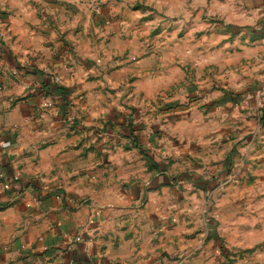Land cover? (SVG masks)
<instances>
[{
	"label": "crops",
	"instance_id": "crops-1",
	"mask_svg": "<svg viewBox=\"0 0 264 264\" xmlns=\"http://www.w3.org/2000/svg\"><path fill=\"white\" fill-rule=\"evenodd\" d=\"M86 1L0 0V174L40 179L46 185L37 182L35 192L18 185L6 191L0 181V205L9 204L0 210V264H209L203 261H214L220 253L206 252L202 234L193 235L183 225L187 233H176V227L166 233L172 235L156 239L154 228L165 227L135 219L131 207L140 189H130L126 182L153 179L151 202L181 216L187 208L171 204L169 188L176 193L181 182H188L186 177L191 182L201 179L200 154L188 160L185 155L214 147L198 145L185 133L213 126L218 141L236 128H257L260 111L238 110L245 97L254 101L256 93L239 102L234 90L243 85L232 82L230 90L211 92L212 98L222 97L229 105L227 120L201 124L189 118L187 112L196 111L201 95H194L185 73L195 56L188 57L183 44L174 46L176 31L162 33L168 40L164 45L140 42L138 30L125 23V16H136L125 13L136 0H97L98 14ZM250 1L264 7V0ZM263 42L254 48L264 54ZM254 52L244 45L241 55ZM42 84L67 93L65 114L59 95L40 93ZM161 95L162 103L148 105ZM44 98L53 102L52 108H42ZM120 100L132 101L140 110L122 111ZM214 105L204 104L202 110L211 113ZM141 110L151 114L139 119ZM109 128L106 139L103 131ZM123 145L130 150L124 152ZM162 154L171 158L165 161ZM58 164L63 170L53 173ZM148 168L153 172L146 173ZM176 174L173 178H181L178 188L171 182ZM75 237L81 241L74 242ZM211 241L221 249L218 240ZM197 246L201 250L183 263L186 251Z\"/></svg>",
	"mask_w": 264,
	"mask_h": 264
},
{
	"label": "rangeland",
	"instance_id": "rangeland-1",
	"mask_svg": "<svg viewBox=\"0 0 264 264\" xmlns=\"http://www.w3.org/2000/svg\"><path fill=\"white\" fill-rule=\"evenodd\" d=\"M28 3L34 2L30 0ZM125 13L136 15L135 18L125 16L127 18L125 23H132L129 27L133 32L138 30L142 38L139 39L140 42L164 45L168 40L164 39L162 33L176 31L174 46L183 44L186 46V55L195 56L192 63L185 65L187 68L185 73L186 79L191 82L190 87L193 88L194 95H201V101H198L200 106L196 111L187 112L189 118L193 120L197 118L201 124L207 121L217 123L222 118L227 120L229 116L226 115V111L229 105L222 97L218 100L212 98L211 92L230 90L227 85L232 82H241L243 85L240 89L234 90L238 91L236 96L239 102L247 93L255 92L256 96L258 94L254 101L253 98L245 97V102L238 104V110L252 108L254 111H260L256 119L257 128L245 131L236 128L232 133L221 135L218 141L213 139L219 133L218 130H213V126L203 130L197 129L196 124V131L188 130L185 133L188 139L194 140L198 145L204 142L214 147L210 150L200 148L198 152L193 150L185 155L188 160L199 159L197 153L200 154V166L197 165L202 169L199 171L202 176L200 180L195 179L191 182L190 178L186 177L188 182L183 181L179 184L181 178H173L178 174L171 176V182L177 188L179 184V188L176 193L169 188L167 198L171 199L174 207L186 206L187 209L183 210L185 212L182 211L181 216L175 217L173 210L168 213L169 208L164 209L160 207L161 203L151 202L149 195L152 191L156 192L152 189L156 188L153 186V179L147 182L136 180L126 182L130 185L128 188L135 186L137 190L140 189L138 201L131 207L136 214L135 219L154 221L165 227L154 228L159 232L156 239L172 235L166 233L173 232L176 227V233H184L186 228L183 229V225L187 226L193 235L202 234V237H206L204 240L206 252L220 253L219 258L213 256L214 261L207 260L203 263L264 264V54L261 49L254 48L256 43L264 41V7L256 8L250 0H136L135 3L127 5ZM123 27L128 26L121 24V28ZM244 45L253 48L255 52L243 57L241 54ZM193 63L199 65L193 66ZM192 81L200 82L194 84ZM202 82L208 86L204 88L205 84H201ZM224 86H227V89H224ZM163 97L161 95L157 100L149 101L148 105H153L154 102L162 103ZM191 102H188L187 106ZM211 102H215V105L210 107L213 111L211 113L203 111L202 106ZM14 103H18V100L13 101L12 105ZM131 103L129 100H120L119 106L122 111L140 110ZM141 111L139 119H145L151 114L148 111ZM148 119L151 120V117ZM109 131L112 129L103 131L106 139L109 137ZM116 133L120 134L118 131ZM145 133L149 134L148 131ZM122 149L126 152L130 147L123 145ZM141 152L139 147L138 153ZM161 156L165 161L171 158L168 154ZM62 170L63 165L58 164L52 171L55 173ZM145 172L153 171L148 168ZM17 176L19 177L17 187H31L35 192L36 185L40 188L39 182L45 185L40 179L38 182L35 178L24 180L20 175ZM213 237L218 240L221 249L211 241ZM200 250L198 246L196 249H188L183 263L190 261V258ZM224 252L226 254H223ZM194 262L201 263L200 260Z\"/></svg>",
	"mask_w": 264,
	"mask_h": 264
},
{
	"label": "built area",
	"instance_id": "built-area-1",
	"mask_svg": "<svg viewBox=\"0 0 264 264\" xmlns=\"http://www.w3.org/2000/svg\"><path fill=\"white\" fill-rule=\"evenodd\" d=\"M24 2L28 3L30 0H23ZM87 2L88 7L92 10L93 13L100 12V5L97 0H89ZM15 74V73H14ZM28 88V87H27ZM53 102L49 98H44L43 102L41 103L42 108L49 109L52 108ZM66 121L69 125L73 122L72 116H66ZM0 181L2 182V189L3 190H10L11 188L17 186L19 177L17 175H10L8 178H5L2 174H0ZM80 237H75L74 242H80Z\"/></svg>",
	"mask_w": 264,
	"mask_h": 264
},
{
	"label": "trees",
	"instance_id": "trees-1",
	"mask_svg": "<svg viewBox=\"0 0 264 264\" xmlns=\"http://www.w3.org/2000/svg\"><path fill=\"white\" fill-rule=\"evenodd\" d=\"M47 88H49L47 85L42 84V87L40 88V90H42V92H40V93H43L44 91H48V92L53 91L54 93H56L57 95H59V97L62 100V103L59 104V107L62 109L63 113L65 114V112L69 108V100H68V98L66 96L67 93L62 88L57 87V86L56 87H53V90L52 89H47ZM146 157H148L149 160L152 161V157L151 156L147 155ZM152 166H153L154 169H157L158 168V166L154 162H153V165ZM8 205L9 204H2V205H0V210L5 209Z\"/></svg>",
	"mask_w": 264,
	"mask_h": 264
}]
</instances>
